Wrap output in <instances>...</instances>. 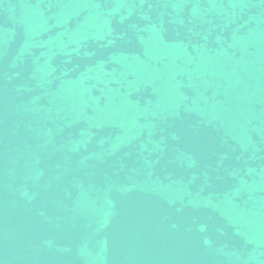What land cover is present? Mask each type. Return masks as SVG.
Listing matches in <instances>:
<instances>
[{
  "label": "water",
  "instance_id": "95a60500",
  "mask_svg": "<svg viewBox=\"0 0 264 264\" xmlns=\"http://www.w3.org/2000/svg\"><path fill=\"white\" fill-rule=\"evenodd\" d=\"M0 264H264V0H0Z\"/></svg>",
  "mask_w": 264,
  "mask_h": 264
}]
</instances>
